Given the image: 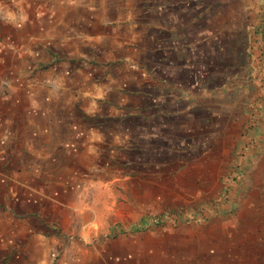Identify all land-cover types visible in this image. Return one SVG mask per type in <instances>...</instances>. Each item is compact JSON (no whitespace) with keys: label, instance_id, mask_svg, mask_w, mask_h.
Returning a JSON list of instances; mask_svg holds the SVG:
<instances>
[{"label":"crops","instance_id":"1","mask_svg":"<svg viewBox=\"0 0 264 264\" xmlns=\"http://www.w3.org/2000/svg\"><path fill=\"white\" fill-rule=\"evenodd\" d=\"M199 6L0 0V264H249L264 248V101L244 122L171 121L229 91L190 70L218 41ZM180 158L188 182L165 184Z\"/></svg>","mask_w":264,"mask_h":264},{"label":"rangeland","instance_id":"2","mask_svg":"<svg viewBox=\"0 0 264 264\" xmlns=\"http://www.w3.org/2000/svg\"><path fill=\"white\" fill-rule=\"evenodd\" d=\"M200 6L196 13L200 16V22L203 26L210 24L209 20H213V32L217 35V40L213 42V53L208 58L210 59L209 64H205V55L196 56L194 62H192L191 69L195 70L202 68V70H208L204 77V81L197 79V83H203L206 89L210 90L211 87H207V84H214L215 87L225 81H227V87L229 91L227 93H221L220 105H208L198 98L192 100V104L187 110H184V103L186 100H180L176 103L177 107L182 106L181 112L171 113V121L179 120H190L191 123L195 120L194 113L201 114L206 119L211 117L208 111L214 109L221 112V115L227 116V119L231 123L235 121H246L244 119V112L248 111L250 103L249 98L255 95L257 102L264 101V31L261 30V23L264 20V3L263 0H198ZM138 2V1H137ZM206 10H208V17L206 16ZM212 10V12H209ZM210 17V18H209ZM211 26V25H210ZM179 52H183L180 50ZM199 54V53H198ZM213 62V65H211ZM213 69L210 70V67ZM200 70V72L202 71ZM185 82H192L191 76L184 75ZM193 90L198 91L197 86L199 84L193 83ZM147 88V87H146ZM189 88V87H188ZM208 91L207 93H209ZM204 93H202V96ZM208 99V98H205ZM207 101V100H206ZM241 127L230 129V132H239ZM264 130V127L261 129ZM206 132V130H205ZM264 139V138H263ZM178 138H172L171 141L166 142L170 147L167 148L165 144L164 152L167 154L174 148L176 150V142ZM194 145V144H193ZM190 146L186 153L195 152L196 148ZM163 150H161L162 152ZM175 153V152H174ZM182 153L178 152L175 154L176 158L182 156ZM142 157V155H138ZM219 160V159H218ZM214 163V162H213ZM166 170L173 169L175 173H172L170 177H164L168 182L169 180H176L179 184L181 182H188V179H183L181 171L190 170L194 168V165L189 159H178L177 161H164L161 166ZM211 169V168H210ZM215 170V169H213ZM203 175V174H202ZM203 179H208L206 175H203ZM184 198H190L189 195H184ZM188 201V199H185ZM176 205V204H174ZM169 213H174L176 218L189 217L188 212L190 211L187 206L174 207L168 209ZM165 210V211H167ZM163 214L167 212L162 211ZM190 213V212H189ZM178 214V215H177ZM264 241V240H263ZM255 254L252 256L251 263L249 264H264V248L257 245L255 246Z\"/></svg>","mask_w":264,"mask_h":264},{"label":"trees","instance_id":"3","mask_svg":"<svg viewBox=\"0 0 264 264\" xmlns=\"http://www.w3.org/2000/svg\"><path fill=\"white\" fill-rule=\"evenodd\" d=\"M263 3H264V0H263ZM260 27H261V30L264 31V20H263V22L261 23Z\"/></svg>","mask_w":264,"mask_h":264}]
</instances>
